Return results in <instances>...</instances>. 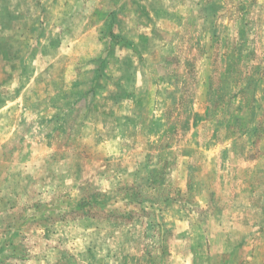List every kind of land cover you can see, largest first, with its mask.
<instances>
[{
	"label": "rangeland",
	"instance_id": "obj_1",
	"mask_svg": "<svg viewBox=\"0 0 264 264\" xmlns=\"http://www.w3.org/2000/svg\"><path fill=\"white\" fill-rule=\"evenodd\" d=\"M0 264H264V0H0Z\"/></svg>",
	"mask_w": 264,
	"mask_h": 264
},
{
	"label": "crops",
	"instance_id": "obj_2",
	"mask_svg": "<svg viewBox=\"0 0 264 264\" xmlns=\"http://www.w3.org/2000/svg\"><path fill=\"white\" fill-rule=\"evenodd\" d=\"M109 218L110 219H118L117 217H114V216H111V215H109ZM122 221V220H121ZM123 222V221H122Z\"/></svg>",
	"mask_w": 264,
	"mask_h": 264
},
{
	"label": "trees",
	"instance_id": "obj_3",
	"mask_svg": "<svg viewBox=\"0 0 264 264\" xmlns=\"http://www.w3.org/2000/svg\"><path fill=\"white\" fill-rule=\"evenodd\" d=\"M110 213H112V212H110ZM109 215H110V214H109ZM109 215H108V216H109ZM90 216H94V215H90Z\"/></svg>",
	"mask_w": 264,
	"mask_h": 264
}]
</instances>
